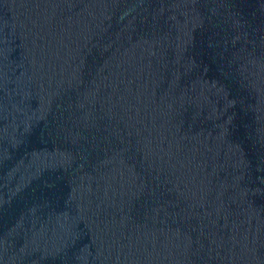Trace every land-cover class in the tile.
I'll use <instances>...</instances> for the list:
<instances>
[{"label": "water", "instance_id": "95a60500", "mask_svg": "<svg viewBox=\"0 0 264 264\" xmlns=\"http://www.w3.org/2000/svg\"><path fill=\"white\" fill-rule=\"evenodd\" d=\"M0 264H264V0H0Z\"/></svg>", "mask_w": 264, "mask_h": 264}]
</instances>
